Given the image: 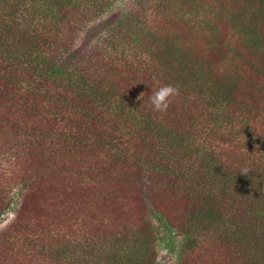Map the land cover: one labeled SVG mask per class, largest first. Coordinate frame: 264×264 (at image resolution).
Masks as SVG:
<instances>
[{
	"label": "trees",
	"instance_id": "obj_1",
	"mask_svg": "<svg viewBox=\"0 0 264 264\" xmlns=\"http://www.w3.org/2000/svg\"><path fill=\"white\" fill-rule=\"evenodd\" d=\"M89 1L95 0H57L56 19H68L64 31L32 34L35 50L44 48L48 61L27 57L26 45L18 43L31 37L13 34L18 8L0 13V147L8 153L0 162V216L11 190L21 197L0 231V264H14L21 253L42 257L41 264L153 260L159 228L151 221L125 220L119 207L97 211V201L87 205L77 197L73 173L93 156L100 171L120 169L134 187L145 173L151 181L176 182L156 196L152 210L160 222L176 206L189 214L179 225L164 222V230L184 237L178 264H225L227 257L264 264V84L260 91L251 86L262 82L257 73L264 75V0H218L212 12L220 14L219 25H208L206 35H192L190 42L192 4L137 2L115 21L105 17L106 0L100 8L94 4L95 14L84 13ZM29 16L26 21L37 23ZM100 18L107 22L89 29ZM175 19L186 28L178 38L168 31ZM229 32L237 34L230 47ZM5 39L10 46L1 44ZM12 58L30 59L25 77L22 68L4 64ZM136 59L142 73L131 79ZM149 84L179 86L166 113L153 110L144 88ZM202 103L210 117L195 114ZM134 190L127 203L139 207L143 194ZM206 227L212 240L202 246Z\"/></svg>",
	"mask_w": 264,
	"mask_h": 264
},
{
	"label": "rangeland",
	"instance_id": "obj_2",
	"mask_svg": "<svg viewBox=\"0 0 264 264\" xmlns=\"http://www.w3.org/2000/svg\"><path fill=\"white\" fill-rule=\"evenodd\" d=\"M57 0H0V13H5L6 16H8V11L5 7H11L16 6L18 8L17 10V18L20 19V23L14 25L15 28L13 31V34H20L21 37H26L28 34H31L30 41L28 40H21L17 38L18 43H24L27 47V57H37V58H45L46 61H48V56L45 52H43V49L41 46H39L36 50L34 47V44H36V39L32 40V34H35L36 36H39L37 33H43L46 30H49L48 32L52 31V35H58L60 32L58 30H63L66 26L65 23L68 22V19H56L57 11L56 5ZM147 0H106V2L110 5V11L107 16L112 17L115 19V21H118L121 19L122 16H125L127 12V7H130L131 5H136L138 2L139 4H145ZM218 0H178L177 4H180V2H185L187 5L192 4L191 8H194L190 10L191 12H194L193 15H191L190 11L186 14L188 19H190V22L192 21V28H194V32H192L188 38L187 42L191 41V36H204L207 34L205 30H207L208 25L215 26L219 25V16L220 14H216L212 12V10L215 8L214 6L216 4H219L217 2ZM225 1V0H221ZM102 0H95L91 3L89 1V7L88 9L84 10V13L88 14H95L96 10L94 8V4L96 8H100L102 6ZM179 8L184 7L183 5H178ZM15 8V7H14ZM188 8V7H187ZM15 10V9H14ZM182 13V10L179 9L178 13ZM246 14L247 16H241V20H244L247 22L249 20V15L252 16V12L250 13L249 9L247 10ZM29 15L34 16L37 19V23L35 22H29L26 21L30 19L31 17ZM10 18V16H9ZM97 18V16H96ZM228 19V18H227ZM226 19V20H227ZM100 18L98 21L97 19L95 21H91V26L89 29H92L94 26H98L99 24L106 23L107 21ZM181 20H173L170 23V26L168 27V31H172V33H176V38L180 37V30L184 29V25L182 26L180 24ZM140 23V21L138 22ZM205 28V30H204ZM84 29V28H83ZM82 29V30H83ZM186 30V28H185ZM88 30H84L82 34L87 33ZM187 32V31H186ZM159 34H163V32H159ZM179 34V36H178ZM227 38L226 42L229 44L231 40L229 38L237 37L236 33L229 32L228 34H224ZM28 38V37H27ZM91 40L88 42L89 45L91 44ZM7 40L2 41L1 44L5 46H10L7 44ZM49 52L50 50L46 48ZM80 63H83V60H79ZM30 59H23V60H15V59H8L4 61V64L12 66V67H19L22 68V74L25 77V71L24 67H29ZM223 66H226V63L223 64ZM142 65L139 64V62L135 61V63L129 65V71L128 75L129 77H132L136 75H140ZM264 70V64L261 66ZM264 72V71H261ZM257 77L260 79L259 83L251 84L252 88L255 90L260 91L261 86L264 84V75L262 79L261 74H256ZM253 76V74H252ZM255 77V76H254ZM28 81V79H27ZM251 81V80H250ZM252 83H255L254 81H251ZM136 81L134 82V84ZM175 83V82H174ZM124 84V83H123ZM157 85V84H156ZM160 87V84L158 85ZM145 90L147 93H151L152 85H145ZM145 96V93H144ZM207 105L202 103L199 106V110H196L197 113H195L199 117H210L209 116V110L206 109ZM106 109V108H105ZM112 111V110H111ZM203 114L204 116H202ZM84 115V114H83ZM75 118L80 119V115L75 113ZM167 118V117H166ZM87 118L84 115V121L86 122ZM211 125V123H208ZM182 126V125H181ZM231 130V126H228V128H221V135L227 134ZM94 131V130H93ZM241 138H245L244 135L241 136ZM5 147H0V162L4 163L7 157L6 152H4ZM9 156V155H8ZM93 162H83L81 164L82 169L79 171L80 174L73 173L74 177V190L77 193V197L81 200H85V204H91L93 202L99 203L97 207V211H102V207L106 208L107 205L113 208H121L125 220H131V218H142L148 221H151V223L159 228L158 231V245L156 249V253L154 254L153 260L149 264H178V254L181 252V245L184 242V237L181 233H178L176 230L173 231H166L164 230V222L169 221L168 218H172L171 220L175 225H179L182 223L185 219H188V213H185L184 208L181 206H176L172 211L167 212V219H163L164 222H160V215H154V211L152 210V206L156 204V196L162 194L164 192V189L166 190L169 188L175 189L176 188V182L171 181L168 179L160 178V180H149L147 179L146 173L143 175L142 180L139 181V185L134 187V185L130 183H125L126 176L121 173L122 170H117L116 172H107L104 173L98 169L96 166L97 157H92ZM73 170L71 166H69ZM135 170V169H132ZM74 171V170H73ZM138 174V173H137ZM137 174L134 175V178L137 177ZM144 178V179H143ZM114 183H113V181ZM136 183V182H134ZM134 190L135 194L134 196H138L141 192L143 194V205L140 204L139 207H133L130 202L127 203V200L130 196L131 191ZM137 191V192H136ZM16 189H13L9 192L8 198H9V204L10 206L7 207V209L3 212V215L0 216V231L6 227L14 218L16 211L20 208L21 203V197L20 195H15ZM95 198V199H94ZM200 196L195 195L194 199L199 200ZM211 200H218V196L215 195L211 198ZM126 203V205H125ZM121 204L123 206H121ZM186 214V215H185ZM170 216V217H169ZM83 216L79 215L77 217V220L80 222ZM186 217V218H185ZM211 231L210 227H206L202 232L204 233L203 239V245H209V243L212 240V235L209 232ZM205 249V248H204ZM211 252H213L211 250ZM38 257V256H36ZM42 257H38L37 259H25L24 253H21L19 260L15 262L14 264H41L38 261H41ZM225 258V257H224ZM223 259V257H222ZM225 264H236L235 262H231L229 258L227 257V263Z\"/></svg>",
	"mask_w": 264,
	"mask_h": 264
},
{
	"label": "clouds",
	"instance_id": "obj_3",
	"mask_svg": "<svg viewBox=\"0 0 264 264\" xmlns=\"http://www.w3.org/2000/svg\"><path fill=\"white\" fill-rule=\"evenodd\" d=\"M180 94L179 86L173 84H165L158 88L152 89L149 96V101L155 112L166 113L175 100ZM143 93L141 94V97ZM140 97V98H141ZM247 174L246 172H243Z\"/></svg>",
	"mask_w": 264,
	"mask_h": 264
}]
</instances>
